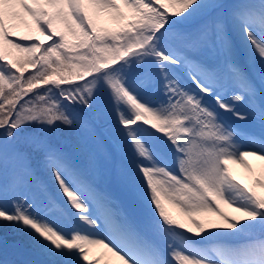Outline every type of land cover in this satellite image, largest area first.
Masks as SVG:
<instances>
[{
  "label": "snow or ice",
  "instance_id": "1",
  "mask_svg": "<svg viewBox=\"0 0 264 264\" xmlns=\"http://www.w3.org/2000/svg\"><path fill=\"white\" fill-rule=\"evenodd\" d=\"M248 157L264 0H0V264H264Z\"/></svg>",
  "mask_w": 264,
  "mask_h": 264
},
{
  "label": "rangeland",
  "instance_id": "2",
  "mask_svg": "<svg viewBox=\"0 0 264 264\" xmlns=\"http://www.w3.org/2000/svg\"><path fill=\"white\" fill-rule=\"evenodd\" d=\"M103 23H104V25H105L106 27H115V26H116L114 23H112V22H110V21H107V20H105ZM24 34H26V31H25L24 29H20V30L17 31L14 35H16V36H20V35H24ZM34 34H35V35H39L38 33H34ZM40 39L42 40V39H44V38H43V37H40ZM249 164L257 165V168L261 165V164L259 163V160H258L257 163H256V162H252V163L249 162ZM230 167H232V165H230ZM257 168H256V167H253V170H254L256 173L259 172ZM246 184H247V183H246ZM257 192L260 193V189H259V188L257 189ZM117 193H118L119 197H120L121 199H123V197L121 196V194H120L119 192H117ZM117 193H116V195H117ZM261 195H264V194H261ZM165 207H166V210L169 211L170 214H171L173 217H175V218H177V219L184 220V218L180 215V213H179V211H178L177 209L172 208L171 205H167V204L165 205ZM221 209H222L227 215H229V216H231V217H239V216H240V213H239V214H234V213L229 212V211L225 208L224 205H221ZM210 218L213 219V220H216V221H218V222H222V221H220V217L212 216V217H210ZM99 251H102V250H99ZM109 259H110V261H111V264H119V261L116 260L115 258H111V257H109Z\"/></svg>",
  "mask_w": 264,
  "mask_h": 264
},
{
  "label": "bare ground",
  "instance_id": "3",
  "mask_svg": "<svg viewBox=\"0 0 264 264\" xmlns=\"http://www.w3.org/2000/svg\"><path fill=\"white\" fill-rule=\"evenodd\" d=\"M247 159H248V162H251V163L252 162H256V163L258 162V160L255 159L254 157H248ZM259 163L262 164L264 162L259 161ZM254 166L257 168V165H254ZM260 166L257 168L258 171L260 170ZM232 171L238 180H239L238 177H240L241 179H244L246 182H249L247 184L251 183L250 174L242 166H240L238 164H233L232 165ZM260 194H264V189H260ZM224 206L229 212L234 213V214H239L238 212H235L234 209L229 208L226 205H224Z\"/></svg>",
  "mask_w": 264,
  "mask_h": 264
}]
</instances>
